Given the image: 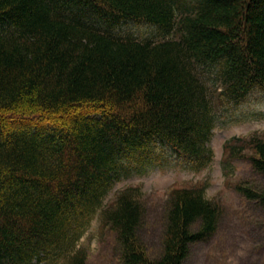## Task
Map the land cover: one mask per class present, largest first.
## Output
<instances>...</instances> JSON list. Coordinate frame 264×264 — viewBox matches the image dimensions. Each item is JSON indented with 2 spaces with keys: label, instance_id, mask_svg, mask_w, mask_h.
<instances>
[{
  "label": "trees",
  "instance_id": "16d2710c",
  "mask_svg": "<svg viewBox=\"0 0 264 264\" xmlns=\"http://www.w3.org/2000/svg\"><path fill=\"white\" fill-rule=\"evenodd\" d=\"M147 22L160 39L120 32ZM264 90V0H0V264H90L76 248L97 212L120 264H184L218 227L208 182L169 193L147 250L141 188L104 198L158 147L205 167L218 109ZM262 183L264 133L226 141ZM251 151V152H250Z\"/></svg>",
  "mask_w": 264,
  "mask_h": 264
},
{
  "label": "rangeland",
  "instance_id": "374dc122",
  "mask_svg": "<svg viewBox=\"0 0 264 264\" xmlns=\"http://www.w3.org/2000/svg\"><path fill=\"white\" fill-rule=\"evenodd\" d=\"M123 33L140 37L160 38L156 28L144 22L123 25ZM264 133V91L252 90L237 103L218 109L208 145L213 157L205 167L179 157L166 147H158L154 161L141 167L131 162L113 182L104 202L112 200L127 186L141 188L140 200L145 207V227L141 236L147 250L160 251L161 215L169 193L177 186L206 181L207 197L220 204L221 216L217 229L207 238L192 244L184 264H264V206L247 199L236 189L238 181L262 183L263 177L247 155L225 162L224 144L228 138ZM251 152V151H250ZM76 248L86 251L90 264H120L114 250V234L100 223V212L93 217ZM61 264L62 258L58 259Z\"/></svg>",
  "mask_w": 264,
  "mask_h": 264
}]
</instances>
